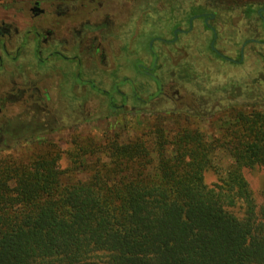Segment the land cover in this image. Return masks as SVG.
Masks as SVG:
<instances>
[{"label": "trees", "instance_id": "1", "mask_svg": "<svg viewBox=\"0 0 264 264\" xmlns=\"http://www.w3.org/2000/svg\"><path fill=\"white\" fill-rule=\"evenodd\" d=\"M234 114L220 145L160 120L157 160L142 139L79 146L87 179L61 171L54 151L0 159V264H264V207L243 175L264 167V113ZM218 148L233 159L225 172Z\"/></svg>", "mask_w": 264, "mask_h": 264}, {"label": "rangeland", "instance_id": "2", "mask_svg": "<svg viewBox=\"0 0 264 264\" xmlns=\"http://www.w3.org/2000/svg\"><path fill=\"white\" fill-rule=\"evenodd\" d=\"M72 1L75 13L82 16L84 0ZM95 1L99 10L91 16L102 17L105 26L99 41L105 49L106 68L110 69L115 60L121 63L122 91L128 92L124 81L130 78V88L138 90L141 100L148 103H130L123 110H111L104 106L106 97L91 94L83 108L78 107L81 98L76 96L69 108L65 98L52 97L45 112L14 105L8 112L11 120L7 128L12 138L10 143L0 144V159L15 156L25 160L54 151L60 156L61 171L87 179L89 171L79 167L74 158L80 155L79 146L88 147L92 141L127 143L142 139L157 160L153 128L160 120L173 136L179 129H198L208 143L220 145L231 141L226 129L232 123L236 107L248 113H264V45H248L244 60L239 62L247 40L264 42V25L257 15V11L264 9V0ZM12 2L15 0H0V6ZM246 5L254 8L251 16ZM88 6L93 8V4ZM205 13L217 16L213 24L218 33L216 49L238 63L223 60L212 51L213 34L203 20L194 21L193 31L180 36L177 44L169 46L160 42L171 41L177 27L187 31L189 20ZM152 44L154 52L163 56L160 71L156 72L161 91L159 83L148 82L143 76H131L125 69L128 58L134 60L135 67L142 65V60L149 66ZM148 84L149 90L143 91L142 87ZM168 153L173 156L174 152ZM211 156L221 172L233 161L229 152L221 148ZM243 175L259 209L264 207V167L245 169ZM204 176L208 186L219 182L220 174L214 169L207 170Z\"/></svg>", "mask_w": 264, "mask_h": 264}, {"label": "flooded vegetation", "instance_id": "3", "mask_svg": "<svg viewBox=\"0 0 264 264\" xmlns=\"http://www.w3.org/2000/svg\"><path fill=\"white\" fill-rule=\"evenodd\" d=\"M90 4L93 8L88 6ZM95 4V0H84L82 16L75 13L72 0H15L0 6V144L10 143L12 138L7 128L11 120L8 112L14 105L45 112L52 97L65 98L69 108L76 96L81 98L78 107L83 108L91 94L106 97L104 106L111 110H123L130 103H148L141 100L138 90L130 88V78L124 81L128 92L122 91L121 63L115 60L110 69L106 68L105 49L99 41L105 26L102 17L91 16L99 10ZM98 6L101 9L102 3ZM263 14L264 9L257 11L264 25ZM194 17L203 20L206 29L213 34L215 14ZM194 17L189 20L187 31L177 27L174 31L180 32L177 35L173 32L171 41L160 39V42L169 46L177 44L180 36L193 31L196 20L192 23L191 20ZM250 44L264 45V42L247 40L240 51L239 62L244 60L245 49ZM153 45L149 66L142 60V65L135 67L134 60L128 58L125 69L131 76H143L148 82L152 80L161 85L156 72L163 56L154 52ZM221 55L226 59L217 56L238 63ZM149 88L150 84L142 87L143 91ZM118 103L121 106L118 107Z\"/></svg>", "mask_w": 264, "mask_h": 264}, {"label": "water", "instance_id": "4", "mask_svg": "<svg viewBox=\"0 0 264 264\" xmlns=\"http://www.w3.org/2000/svg\"><path fill=\"white\" fill-rule=\"evenodd\" d=\"M262 11H260V13H261ZM259 13V14H260ZM198 19V17H194L192 20H191V23L194 21V20H197ZM213 30V34H214V40H213V42H212V44H211V49L218 55V56H220V57H222V58H224V59H226L225 57H223L217 50H216V48H215V43H216V41H217V39H218V35H217V32H216V30L215 29H212ZM180 31H176L175 32V35H177L178 33H179ZM246 45V44H245ZM242 53H243V51H242ZM242 57H243V54H242ZM228 60V59H227Z\"/></svg>", "mask_w": 264, "mask_h": 264}]
</instances>
